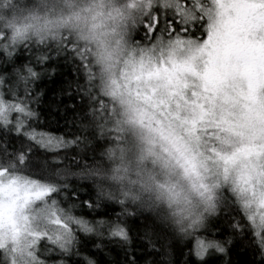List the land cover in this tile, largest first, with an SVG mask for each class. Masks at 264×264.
<instances>
[{"label": "snow or ice", "instance_id": "6c2138e0", "mask_svg": "<svg viewBox=\"0 0 264 264\" xmlns=\"http://www.w3.org/2000/svg\"><path fill=\"white\" fill-rule=\"evenodd\" d=\"M0 264H264V0H0Z\"/></svg>", "mask_w": 264, "mask_h": 264}, {"label": "trees", "instance_id": "16d2710c", "mask_svg": "<svg viewBox=\"0 0 264 264\" xmlns=\"http://www.w3.org/2000/svg\"><path fill=\"white\" fill-rule=\"evenodd\" d=\"M50 94V93H49ZM52 131H56L57 129L55 128V126H53V128L51 129Z\"/></svg>", "mask_w": 264, "mask_h": 264}]
</instances>
